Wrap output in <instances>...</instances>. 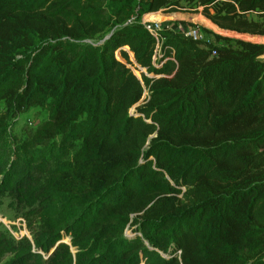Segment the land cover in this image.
Listing matches in <instances>:
<instances>
[{
  "label": "trees",
  "instance_id": "16d2710c",
  "mask_svg": "<svg viewBox=\"0 0 264 264\" xmlns=\"http://www.w3.org/2000/svg\"><path fill=\"white\" fill-rule=\"evenodd\" d=\"M179 9L264 38V0H0V195L32 233L0 264H264V44L164 27L153 62L141 18Z\"/></svg>",
  "mask_w": 264,
  "mask_h": 264
},
{
  "label": "rangeland",
  "instance_id": "374dc122",
  "mask_svg": "<svg viewBox=\"0 0 264 264\" xmlns=\"http://www.w3.org/2000/svg\"><path fill=\"white\" fill-rule=\"evenodd\" d=\"M149 14L151 16L146 17V15L148 14L144 15L141 18V22L143 19L150 18L151 20L158 22L159 27H161L162 29L164 27H167L175 31L177 30L179 25L192 24L193 26L200 29L207 28V30H209V32H211L212 34H217L222 37H231L248 42L264 44V40H262L263 38L251 39L246 38L245 35H237L220 30L215 27L211 22L206 20L201 14L192 12L188 9H179L176 12L169 14H165L161 11ZM207 22L210 24H208ZM212 34H205L204 37L214 43V38ZM156 59L157 58L155 57V59H153V62ZM129 60L131 61L130 58ZM260 60L264 61V56L260 57ZM127 66L130 65L127 64ZM133 72H135V70H133ZM49 114L50 111L47 102L43 106L31 107L26 113L18 115L16 117H12L9 120L7 126L8 138H22L24 130L37 126L42 121L46 120L49 117ZM25 212L26 209H24V206L19 204L16 199L8 195H0V232L4 233L7 237L12 238L14 240H18L24 237L31 240L32 233L30 230H28L27 227L29 220H27L23 215ZM30 221L32 224H35L34 219H31ZM125 235L133 236L135 234H131L130 228H127L125 231ZM176 254L179 255L180 252H177ZM161 255L163 257L166 256V254L164 253H161Z\"/></svg>",
  "mask_w": 264,
  "mask_h": 264
},
{
  "label": "built area",
  "instance_id": "2783aa9c",
  "mask_svg": "<svg viewBox=\"0 0 264 264\" xmlns=\"http://www.w3.org/2000/svg\"><path fill=\"white\" fill-rule=\"evenodd\" d=\"M142 25L144 28L149 32V34L155 39V50H154V56L153 59H155L156 54L160 53V44L162 42V37L160 35V31L162 30L161 27H159L158 22H154L149 19H143ZM207 29V28H205ZM178 31H180L185 37L191 38L195 41H205L210 42L209 39H206L204 36L205 34L202 32V29L197 28L195 26H181L177 28ZM214 53V52H213ZM140 236V234H138ZM180 252V251H178ZM139 264H145L144 261H141Z\"/></svg>",
  "mask_w": 264,
  "mask_h": 264
},
{
  "label": "water",
  "instance_id": "95a60500",
  "mask_svg": "<svg viewBox=\"0 0 264 264\" xmlns=\"http://www.w3.org/2000/svg\"><path fill=\"white\" fill-rule=\"evenodd\" d=\"M111 34H112V32H111L110 34H108V35L103 39V41L107 40V39L111 36ZM245 36H248V37H254V36H250V35H245ZM103 41H101V43H102ZM120 50L125 51V52L129 55L128 51L124 50L123 48H121ZM120 50H119V51H120ZM119 51H117L116 53H119ZM115 55H116V54H115ZM132 58H133V62H132L133 66H131L130 68L132 69V71L135 70V68L139 69V74H140V72H143V69H141V67L136 63V61L134 60L133 54H132ZM128 67H129V66H128ZM142 99H143V98H142ZM136 105H137V104H136ZM134 107H135V106H134Z\"/></svg>",
  "mask_w": 264,
  "mask_h": 264
},
{
  "label": "bare ground",
  "instance_id": "6f19581e",
  "mask_svg": "<svg viewBox=\"0 0 264 264\" xmlns=\"http://www.w3.org/2000/svg\"><path fill=\"white\" fill-rule=\"evenodd\" d=\"M147 16H151V15H150V14H148V15H146V17H147ZM149 20H151V19L149 18ZM152 21H154V20H152ZM154 22H156V21H154Z\"/></svg>",
  "mask_w": 264,
  "mask_h": 264
},
{
  "label": "crops",
  "instance_id": "0c3cea01",
  "mask_svg": "<svg viewBox=\"0 0 264 264\" xmlns=\"http://www.w3.org/2000/svg\"><path fill=\"white\" fill-rule=\"evenodd\" d=\"M262 40H264V38Z\"/></svg>",
  "mask_w": 264,
  "mask_h": 264
}]
</instances>
